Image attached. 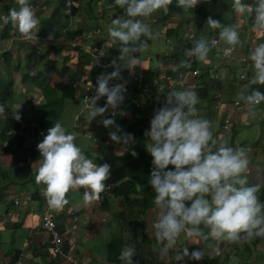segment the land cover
I'll use <instances>...</instances> for the list:
<instances>
[{
    "label": "crops",
    "instance_id": "obj_1",
    "mask_svg": "<svg viewBox=\"0 0 264 264\" xmlns=\"http://www.w3.org/2000/svg\"><path fill=\"white\" fill-rule=\"evenodd\" d=\"M64 1L65 0H32L29 2L26 0L28 5L29 3L39 2L40 6L38 5L36 8L29 6L39 23L28 35H24L15 40L13 39L12 41L11 39H1L3 51L9 49V52H11V65H18L20 67L17 74H20L23 70H29L30 73L45 77L52 85H58L61 90L67 92L70 88L69 85L66 84V81L70 75H74L76 76V82L73 84L72 88L75 90V99H77L76 92L78 88H82L81 82H84V78L95 71L88 55L81 53L82 51L79 52L77 50L78 48L73 49L68 45L71 44L73 40L80 39L86 42H92L94 40L93 46L99 53L100 60L116 62L119 64L120 69L124 71L144 72L147 77L145 86L146 88L149 87L151 90L153 89L151 87V82L154 78H163L162 74H165L166 77L174 76L177 70L190 71L197 66L200 69L198 75L196 78L188 76L187 84L182 90L194 91L196 95L199 93L197 91L200 90L201 95L197 96L198 102L196 104L213 100L214 106L209 109V116L211 114L213 115L215 111L218 113L215 118L213 116L210 117L214 119V121L210 122V124L213 125V129H216L221 121L225 117H228L231 128L228 138H232L237 147H245L242 143L246 142V145L257 148L256 154L247 158V167L254 168L255 166L258 168L256 171L261 174L263 190L259 194L256 193V195L258 200L264 203V200L261 198L264 194V167L256 165V163L259 162L264 166V148L260 145L261 120L263 118L260 117V113H264V108L256 105L238 109L233 106L235 101H241L243 99L242 95L245 96L244 92L250 87L244 90L238 99H235L233 103H229V105L224 108L220 106L217 108L215 98H219V95L216 94L215 96V94L210 92L214 86V81H216L212 79L211 74L213 71H217L216 68L218 65L225 66L231 73H234L236 78H234V80L237 82L239 81L237 80V75L239 73H247L245 80L249 79V70L250 66L253 68V62L249 59V53L251 51H249L248 47L251 45L254 49L258 45L264 44V36L258 33L260 27L255 26L254 23V13L251 15H240L232 8L231 11L225 10L222 15H219V5L217 3L210 2V8L208 2L202 1H199L192 8V10L196 9L200 3L207 4L208 6L205 11L210 13L207 18L211 17L218 20L222 26L232 25L237 31L239 42L236 45H232L235 49L232 51L231 57L228 59H221V50L230 47V45H227L219 37V28H208L206 22L207 18L201 22L202 26L197 24L196 27L197 20L195 19L197 17L194 18V16H192L184 19L177 11L165 13L163 12L165 11L164 8H159L162 14L159 20L160 22L153 23L151 21L152 25L150 26L151 28L149 27V30L152 35L150 37L142 35L140 40L137 41V44H139L140 41H144L145 47L138 48L135 52L131 53L134 59L131 61L132 67L128 68L122 66L124 62L119 59L118 48L111 44V40L107 33V27L111 24L112 19L115 18L113 17L115 15L111 12L114 9H110L107 6L108 3H111V0H73V12L70 11L71 9L68 10L64 7ZM15 3L16 9H18L19 5L17 0H15ZM249 3L252 4L253 1L249 0ZM115 8H117V6H115ZM167 11L168 9L166 8V12ZM0 16H3L1 10ZM191 22L192 25H189ZM156 24L158 28L157 31L154 30V25ZM91 25H95L99 28L101 33L97 34L95 39L94 34L88 36V32L95 28L94 26L90 28L89 26ZM1 27L2 24H0V29ZM199 28L203 29L204 35L200 33ZM17 31L18 29L15 26L13 33ZM192 31H194L196 38L188 39L187 35ZM72 34H75V38H70ZM155 36H160L162 40L165 38V43L163 52H161L162 54H154L157 62L156 65L151 68L149 65L150 59L151 56H154L151 55V53L153 49L157 50L160 48L159 44L155 47L151 46L150 39ZM212 38H217L219 44L212 45ZM196 39H203L208 44L209 50L204 60H198L196 64L189 65L187 56L190 52L189 50L193 46V41ZM78 53L82 54V58H79ZM160 63L162 64L160 66L161 68L159 67ZM209 68H212L211 71ZM80 69H82L83 74L76 75V71ZM97 72L106 74L105 71ZM253 73L255 74L254 68ZM253 83H255V81H253L252 84ZM128 84L132 85L130 81H128ZM252 84L250 86H252ZM15 87L19 93H25V100L27 102L33 101V98L36 99V94L33 91H36L38 88L34 85L15 83L14 88ZM19 89H21V91H19ZM203 89H205L208 94H204ZM132 92L139 100V96H145L143 93H146L144 89L142 93L137 92L136 89H133ZM149 96L148 94L145 96L147 99H145V101L140 100L139 112L143 116L152 117L154 110L163 105L165 96L162 97L159 95L155 97L154 100H149ZM75 99H66V101ZM77 101L79 100L77 99ZM194 106L197 107L196 105ZM107 111H105L107 113L105 117L102 114L103 118L111 117L115 125H118L116 121L124 117V115L118 116ZM202 113V109L196 108L194 115ZM114 116H116V118H114ZM204 117L203 118L206 119L207 116L205 115ZM127 118L130 119L131 117ZM19 121L21 120L19 119ZM256 123L260 125L259 129L257 128L259 130L258 135L255 134ZM83 124L81 130L91 132L94 139L92 140L90 138V140H88L89 138L81 136V140L75 139L74 143L77 144L82 152L87 151L85 152V156L89 152L96 153L93 157L87 155V158L95 162L94 159L102 158L103 156L110 158L111 156L123 157L125 155L127 152L125 145L128 143L129 136L126 135V143H117L110 140L108 133L116 129L114 126L105 128L101 123V117H96L91 121L85 119ZM34 125L33 123L31 127L33 130ZM71 126L72 119L69 120L66 131H70ZM242 127L248 129L252 127L253 131L251 129L252 134L250 137H245L244 134H241ZM24 132H26V130ZM24 132L23 135L25 136V140L21 145L22 148H19L18 152L17 149L13 151V155L11 153H2L4 147L7 146L5 142H3V145H0V180L3 181L0 190L1 253H5L6 255L10 251L9 249L14 247L21 251L19 257L21 264H69L65 262L62 257L55 256L51 252L49 236L42 228L43 214L48 212L56 220L57 229L64 234V251L69 249L73 250L77 257L86 264H121L111 262L107 259L108 247L111 237L113 236V227L108 225L106 215L108 212L111 213L114 208L112 204L105 207L101 201L102 199L104 200L112 197L109 196L108 192H104L98 194V197H91L85 200L84 192L86 190L90 192L91 190L87 189L86 186H75L69 188L65 193V204L59 208L50 207L45 192L46 186L42 182H37L32 173V167H38L41 163L40 159L42 157L37 149V144L43 139L45 131H42V133L38 135L33 133L28 135ZM117 134L121 135L119 132ZM219 138L220 136L218 135V140H220ZM93 143H96V146H93ZM14 147L15 145L10 146V150H14ZM262 153L263 155H261ZM13 156L16 157L12 158ZM5 185L8 187L10 185H15L16 189L12 188L10 192ZM14 199H16L17 202H15ZM262 211H264V209H262ZM159 214L160 209L155 206L153 209L147 210L144 215L145 233H150L152 237L155 236L152 231L154 229L153 224L158 220ZM74 216L77 218L75 221L76 227L72 228L71 223ZM192 227L191 225H187L176 237V244L174 243L170 246L163 255H161L160 251L163 242L154 240L152 249L156 251V254L148 256L145 259V264H178L181 261H177V254L183 253L184 248L188 249L189 254L193 250L199 249L202 253L199 260H189L187 257H184L182 261L185 264H205V260L214 255H227L226 253L221 254L220 250H217L218 248L214 246V244L217 243L205 242V238L204 240L201 239L203 243L200 246V236H202V233L204 235V231H206L205 234L208 235V228L204 225H198L196 227L199 231L194 233L190 231ZM25 239L29 242L26 247H23L22 243ZM220 243L224 244L226 242L221 241ZM212 244L216 250H213ZM240 249H244V247ZM8 258L9 255L5 258L6 260L4 262L0 260V264H5ZM228 258L231 260L230 264H237L230 254ZM262 264H264V262Z\"/></svg>",
    "mask_w": 264,
    "mask_h": 264
},
{
    "label": "clouds",
    "instance_id": "obj_2",
    "mask_svg": "<svg viewBox=\"0 0 264 264\" xmlns=\"http://www.w3.org/2000/svg\"><path fill=\"white\" fill-rule=\"evenodd\" d=\"M170 2L171 0H117L128 18H113L107 27V33L111 44L119 47V59L124 62L123 67L131 68V61L134 59L131 53L145 47L144 41L137 44L140 37L152 35L146 24L134 18L148 16L158 8L166 10ZM198 2L199 0H176V4L182 8H193ZM17 3L18 9H10L6 17L0 16V24L11 21L18 29L17 32H12L11 41L19 37L13 38L15 34H28L39 23L30 8L38 7L39 2L28 5L26 0H17ZM111 3L113 8L108 6L110 3L107 6L114 9L115 4ZM232 8L240 15L254 13L255 26L264 28V0H255L254 4L232 0ZM206 22L208 28L220 29L219 37L227 45L239 42L238 33L232 25L222 26L211 17ZM93 26L95 28L92 31L99 29L95 25L89 27ZM93 34L96 37L101 33L99 30ZM90 43L93 44V41ZM208 50L209 46L203 39H196L189 51L196 59L204 60ZM224 51L228 53L231 49L226 48ZM249 59L255 70L254 81L264 84V44L255 47L249 53ZM117 76L118 69L97 77L95 95L87 98V112L81 114L80 120L83 127L85 119L91 121L101 117L105 128L114 126L116 129L108 133L110 140L126 143V135L117 134L119 126L115 125L114 120L102 116L106 109L113 113L109 108L115 109L124 99L123 84L109 87V80ZM101 97H105L106 102L103 106H98L96 101ZM242 98L249 104H259L264 102V92L253 89L247 96L242 95ZM79 102L81 110L80 99ZM197 102L198 97L194 91L169 90L163 105L154 110L149 128L144 133L148 138L145 148L153 165L148 183L154 192L153 204L160 209L153 228L157 242H163L161 255L175 243L176 237L187 225L193 226L190 231L195 233L199 231L196 226L203 224L208 228V235L213 238L235 239L241 232L249 237L264 235V203L256 195L259 185H247L246 177L241 175L248 163L244 149L221 143L214 151L210 150V121L194 115V105ZM16 119H20V116L17 115ZM75 139V133L66 131L60 122H55L37 144L42 158L35 180L46 186L47 202L52 208H59L66 203L65 193L71 187L86 186L90 189V192H84L85 200L98 197L105 189L103 181L109 175V165H98L87 158L74 143ZM131 155L135 156L136 153L133 151ZM169 165L172 167L169 168ZM133 256L134 248L131 246L123 248L119 253V259L124 264H133ZM201 256L200 249L189 254L188 249L184 248L183 253L177 254V261L183 262L184 257L199 260Z\"/></svg>",
    "mask_w": 264,
    "mask_h": 264
},
{
    "label": "trees",
    "instance_id": "obj_3",
    "mask_svg": "<svg viewBox=\"0 0 264 264\" xmlns=\"http://www.w3.org/2000/svg\"><path fill=\"white\" fill-rule=\"evenodd\" d=\"M209 1L218 3V0ZM252 1V4H254L255 0ZM167 6L168 11H163L165 13L172 11L178 12L180 10V6L176 4V0H171V2ZM207 6V4L200 3V5L196 9H193L195 14L194 18L197 17L195 20H199L200 22H202L207 18V16L210 15L208 11H205ZM13 8H16L15 0H9L8 2L4 3L1 9L3 16L6 17L9 13V10ZM68 10L73 12L72 4ZM14 27L15 25L11 21H9V23L7 24H2V27L0 29V38L2 40L10 39L13 35L12 32ZM74 35L75 34H72L70 38L74 37ZM77 50L81 52L80 49ZM81 53H78L79 58H82ZM0 56L1 60L3 59L5 63V65L3 63H0V65H3V67L5 68L7 67V71L9 73L8 76L0 73V145H3V142H5L7 146L4 147L2 153H11L13 155V151L22 148L21 145L25 140L23 132L26 130V126L22 124V121L16 119L15 111L12 110L9 103L11 101V98L14 96V84L16 82V79H18L22 84L34 85L39 89V92L41 93L42 98H40V101L37 102V104L39 105V109H37V111L40 115L38 124L41 130L36 125H34V130L32 129V133L38 135L42 131L46 132L49 126L55 123L57 119H59L63 111L64 100L66 101V98L75 99V90H73L72 87L76 82V76L70 75L68 77L66 84L69 85L70 90L68 92L63 91L61 89H56L54 85H51L50 82L45 79V77L34 75L29 71L23 70L20 74H17V71L19 72L20 67L18 65H11V52H9L8 50L2 52ZM211 69L212 68H209L210 71ZM81 74H83L82 69L76 71V75ZM142 74L144 75V80H146L147 82L146 74L144 72H142ZM87 78H89V75L86 77V79ZM217 78L218 76L212 79L217 80ZM245 78L242 80L237 78V80L242 82L243 80H245ZM133 87L134 86L129 85L131 91L129 90L128 98L129 100H137L139 103L140 100L136 97V95L133 94V89H136L137 92L141 93L144 89L145 92L150 95L149 100H154V98L158 97L159 95L162 97H166L167 95H164L163 92H161V95L160 90H157L156 87L153 86L152 82L151 87L154 90H151L149 87L142 89ZM253 89L264 92V84H258L256 82L253 83L252 86H250V88L244 92V95L247 96ZM197 92H199L197 93V96H200V90ZM146 93L143 94L147 96ZM203 93L208 94L205 89H203ZM77 99L79 100L80 97H78ZM243 100L244 99H242L241 101ZM139 110L140 105L136 107L131 102H127L125 104V112H123L122 114H117L118 116L124 115L121 120L116 121V123L120 127L119 133L121 135L124 134L129 136L128 143L125 145V148L127 150L125 155L123 157L111 156L110 158H106L103 156L102 158L94 159L95 163H97L98 165L103 163H107L109 165V175L103 181V183L105 184V189L101 193L108 192L109 196H111L113 199V203L119 199H122V202L124 203L123 208L125 207V213H122L121 211V218H123L122 223L120 225V228L113 232L107 254V259L109 261L121 264H124V262L119 259V253L123 248L127 246H131L134 248V256L132 257L133 264H145V259L148 256H153L154 254H156V251L152 250L150 246L153 237L150 234H146L144 230L145 212L146 210L155 207V205L153 204L154 192L152 191V188L148 183L149 175L153 168V165L151 164L152 158L146 151L145 144L147 143L148 138L144 135L145 131L149 128V121L151 117L143 116L139 112ZM127 117L131 118L128 119ZM28 120L29 119L27 118V121ZM27 123L29 124V121ZM72 129H75L73 127V121L70 132L72 131ZM219 139L220 140L210 145V150L214 151L215 148L218 147L221 143L233 148L237 147L232 138L226 137L223 139ZM12 145H15L14 150H10V146ZM133 151L136 153L135 156L131 155V152ZM15 157L13 156L12 158ZM262 196L263 197L261 198L262 200H264V194ZM107 200L108 199H102L101 203H106ZM256 239L257 241H259V236H257ZM255 241L254 243H256ZM50 249L52 252V248ZM9 250L10 251L5 255H9L8 261L5 264H15L19 260L21 251L14 247ZM205 264H230V261L228 255L224 256V254H217L211 258H207L205 260Z\"/></svg>",
    "mask_w": 264,
    "mask_h": 264
},
{
    "label": "rangeland",
    "instance_id": "obj_4",
    "mask_svg": "<svg viewBox=\"0 0 264 264\" xmlns=\"http://www.w3.org/2000/svg\"><path fill=\"white\" fill-rule=\"evenodd\" d=\"M8 1L9 0H0V10L2 9V5L4 3L8 2ZM199 1L200 2L201 1L202 2H208L209 5H210V8H211V3H212L211 1H209V0H199ZM111 2H113L115 4V6H117V8H114V10L111 11L112 14L115 15L113 17H115V18L116 17H120L122 19H127L128 17L126 16V14L124 12V8L119 3H117V0H111ZM217 2H218L217 4L219 5V15H222L225 12V10H228V11L232 10V0H218ZM243 2L251 4V3H249V0H243ZM180 8L181 9L178 12L184 19H186L188 17H192V16L195 17V14L193 12L194 10H192L191 7L190 8H182V7H180ZM161 17H162V14L160 13V9L158 8V9H155L148 16L136 17L134 19H140L141 22L144 23V24H145V20H146V25L149 28L152 25V22L153 23L160 22L159 20H160ZM197 24L202 26V24H201V22L199 20L196 23V27H197ZM157 29L158 28H157V24H156V25H154V30L157 31ZM199 30H200V33L202 35L205 34L203 32V29L199 28ZM146 37H149V36H146ZM94 39H95V37H94ZM69 40H71V39H69ZM150 43H151V46H153V47L157 46L158 44L160 45L159 49H157V50L153 49L151 55H154L155 53L162 54L161 52H163L165 38L162 40V38L160 36H155V37L150 39ZM68 45L70 46V44H68ZM114 46H116L118 48V51H119V47L117 45H114ZM3 50L4 49H2V42H1V38H0V54H1V52ZM71 51H73V50H71ZM97 55L100 57L98 52H97ZM20 60H22V59H20ZM156 62H157L156 61V56L155 55L151 56L150 64H149L150 67L151 68L154 67L156 65ZM0 63H3L5 65L3 59L0 60ZM22 63H24V62H22ZM22 63H20V64H22ZM0 69H1L0 73H3L4 75H7V76L9 75V73L7 71V67L5 68L2 65V66H0ZM216 70L217 71H214V72L218 73V77L219 78H218V80L214 81V86L212 87V90L210 92L215 94V96H216V94L219 95V98H215V100L217 102V104H216L217 108L219 106L224 108V107L228 106L229 103H233V101L235 99H238L240 97V94L244 90H247L250 87V85L252 84V82L254 81V75L255 74L253 73V68L251 66H250V70H249L250 77H249V79L245 80L244 82L235 81L234 80V78H235L234 73H231L230 70L227 69V67H225V66L218 65ZM27 71H29V70H27ZM135 72H138V71H135ZM0 83H1V80H0ZM15 83L16 84H18V83L22 84L18 79H16ZM131 83L133 84V82H131ZM143 86H145V80H144V82L142 84V87ZM54 87L56 89H60L59 86H54ZM144 88H146V86ZM78 89L79 90L76 93L77 94V98L79 97V92H81V93L84 92V87L78 88ZM19 91H21V89H19ZM33 92L36 94V99L33 98V101L27 102L25 100V93H23V94L19 93L18 90L15 87L14 88V96L11 98V101L9 102L12 110L15 111V117L17 115H19L20 116V120L22 121V124H24L26 126V134H28V135H31V133H32L31 127H32L33 123L36 126H38L39 129H40V126L38 124L39 123L38 119H39L40 115L38 114L39 112L37 111V109H39V105L37 104L36 101L39 102L40 98H42V97H41V93L39 92V89H37L36 91H33ZM139 98H140V100H143V101H145V99H146L145 96H139ZM66 99L69 100V98H66ZM235 102L233 103V106H235L236 108L240 109L241 107H243V106L235 105ZM97 105L98 106H103L102 103H99ZM196 106L197 107H195V106L194 107L198 108V109H202V112H203L202 114H199V115L195 114V116H197V117L203 118L206 115L207 116L206 119H208L211 122V121H214V119H212L210 117L213 116L215 118L218 115V113L215 111L213 113V115L211 114L209 116V114H210L209 113V109L213 108V106H214L213 100H211L209 102H205L204 101V102L198 103V104H196ZM79 111H80V102L77 101V99L66 101V102L64 100L63 111H62L59 119L56 120V122H60L62 124V126H64L65 129L67 130L69 120H71V119H72V121L79 120V119H77V115L79 114ZM106 111H107V109H106ZM86 112H87V109L82 111L81 114H84ZM107 112H109V110ZM106 115H107L106 112L103 113L104 117ZM30 117H32V118H30ZM27 118L29 119L28 120L29 124L27 123L28 122ZM114 118H116V116H114ZM51 126L52 125H50L49 127H51ZM259 126L260 125H258V123H256V129H255L256 132H255V134H257V135L259 133V130H258ZM218 128H219V126L216 129H213V125L210 124L211 138H210V140L208 142V148L209 149H210V145L212 143L218 141V135H219ZM251 129H252V127H251ZM251 129L242 127L241 134H244L245 137H250L251 134H252ZM217 131H218V134H217ZM252 131H253V129H252ZM77 134L78 135L76 136L77 137L76 140H78V139L81 140V136H83L85 138H89L88 140H90V138L92 140L94 139L93 134L91 132H89V131H82L81 133L78 132ZM245 143H242V144L245 145V147H241V148L244 149L245 154H246V158H250V157H252L253 154L254 155L256 154L257 148H254V147H252L250 145H246ZM93 146H96V143H93ZM17 152H18V149H17ZM85 152H87V151L83 152L84 155H85ZM95 154H96L95 152L94 153H90L89 152L87 155L93 157V156H95ZM261 155H263V153ZM256 165L259 166V167H264L262 165V163H259V162H257ZM38 167H32V173H33L34 177L37 174ZM168 167L170 168L172 166L169 165ZM257 169L258 168L255 167V166H254V168L246 167L245 171L241 175L246 177L247 185H259V189L257 191V193L259 194V193L262 192L263 188H262L261 174L258 171H256ZM1 184H3V181L0 180V190H1V187H2ZM5 186H7V185H5ZM12 188L16 189V186L15 185H10L8 187L10 192H11ZM107 199H108L107 200L108 203L107 202L103 203L105 205V207H106V205H109V204L112 203V207L114 209L111 211V213L108 212V214L106 215V220H107L108 225L113 227L112 228L113 229L112 232H115L118 228H120V225H121L122 219H123V218H121V215H122V213H125V210H124L125 207L123 208L124 203L122 202V199L117 200L114 203H113V199L112 198H107ZM133 206H134V203H133ZM151 209H153V207L148 209V210H151ZM121 211H122V213H121ZM146 212H147V210H146ZM98 220H100V219H98ZM110 221H111V223H110ZM201 225H203V224H201ZM152 231H153V234H155V230L153 229ZM205 232L206 231H204V235L202 233V236H200V240H199L200 246L203 243L202 240H204V238H205L206 239V240H204L205 242L208 241V242H212V243L213 242L217 243V244H214V246L216 248H218L217 250H220L221 254H223V253H226L227 255L230 254L237 264H262L264 262V236L263 235H260L259 236V241H257V239H256L257 236L249 237L245 233L241 232V233L238 234L237 238H235V239L224 238L225 239L224 240L223 237H221V239H222L221 240L219 238H213V237L205 234ZM218 239H219L220 242L221 241H225L226 243L221 244L218 241ZM154 240H156L155 236L152 239V243H153ZM254 241L256 243H254ZM152 243L150 244L151 249H152ZM15 244H16V239H15ZM175 244H176V241H175ZM208 245H206V246H208ZM261 245H263V246H261ZM214 246L212 244L213 250L214 249L216 250V248ZM242 247H244V249H240ZM224 256H225V254H224ZM6 257H5V253H1V251H0V260L4 262L6 260L5 259ZM229 261L231 263V260H229Z\"/></svg>",
    "mask_w": 264,
    "mask_h": 264
},
{
    "label": "built area",
    "instance_id": "obj_5",
    "mask_svg": "<svg viewBox=\"0 0 264 264\" xmlns=\"http://www.w3.org/2000/svg\"><path fill=\"white\" fill-rule=\"evenodd\" d=\"M71 4H72V0H65V2H64L66 9H69ZM108 6L110 8H113L114 5L112 3H110ZM94 32L98 33L99 29H95L94 31H89L88 36L92 35ZM258 33L260 35L264 36V28H259ZM24 35H28V34H22L19 32V33L15 34L13 38H16L18 36L19 37L24 36ZM187 37L189 39H194L195 35L193 32H191V33H188ZM211 43L213 45H218L219 40L217 38H212ZM70 46L72 48H78V49H80V51H83L84 53H87L88 55H90V59L92 61V67L95 68V71L91 75L89 74V78H87V79L84 78L85 82L82 84L83 85L82 87H84V92H82V93L79 92L80 100L82 103V109L80 110L79 114L77 115V119H79V120H74L73 127L75 129L74 130L72 129L71 132L75 133L76 136L78 135L77 134L78 132H80V133L82 132V130H81L82 121L80 120L81 111L86 110L85 104L87 103V98L88 97L91 98L92 96L95 95V86H96L97 77L100 76L101 74H103V73H98L97 71H105L106 74H108V73L112 72L113 70L118 69V76L109 80V87L114 86L116 84H123L124 90L122 92V95L124 96V99L122 102H120L117 105V107L115 109L109 108L113 113L122 114L123 112H125V104L127 102H131L136 107H138L140 105V103L137 100H132V99L129 100V98H128V94H129L128 81L133 82V84L136 87H142V84L144 82V75L142 74L141 71H138V72L124 71V70L120 69L119 64H117L116 62L113 63L112 61H108V60L101 61L97 55L95 48L93 47V44L90 42H85V41H82L81 39L80 40H73L72 43L70 44ZM228 48L231 49V51H229L228 53H225V51H224V49H226V48L221 50V53H220L221 59H228L229 57H231L232 51L235 48H234V46H230ZM248 48H249V51L253 50V47L251 45H249ZM197 61H198V59H196L195 56H193L189 52V54L187 56L188 64L194 65V64H196ZM161 65L162 64L160 63L159 67ZM199 71H200V69L197 66H195L190 71L177 70L175 72L174 76L166 77L165 74H162L163 78L153 79L152 84L154 87H156L157 90H160V92H163L164 95H166L169 90H182L187 84V77L191 76L193 78H196ZM217 76L218 75L215 72L211 74L212 78H216ZM237 76L240 80H242L246 77L244 72L239 73ZM105 102H106V98L101 97L99 100L96 101V104L102 103L104 105ZM235 105L243 106V107H252V106L258 105V106H262L264 108V102H261L259 104H249L245 100L236 101ZM260 117H263L261 120V143H260V145L264 148V113H260ZM230 130H231L230 120L228 117H225L222 120V123L219 127V130H218L220 138H222V139L226 138V137L228 138V134H229ZM14 201L17 202L16 199H14ZM76 219L77 218L75 216L72 218V223H71L72 228L76 227V224H75ZM42 228L45 231V233L48 234L49 239H50L52 252L56 256L62 257L64 259V261L69 263V264H86L79 257H77V255L75 254V252L73 250L69 249L67 251H64V249H63V247H64V241H63L64 240V234L58 231L56 220L48 212L43 214ZM27 245H28V241L25 239L23 242V246L26 247ZM15 264H21L20 260H18ZM178 264H184V263L179 262Z\"/></svg>",
    "mask_w": 264,
    "mask_h": 264
},
{
    "label": "bare ground",
    "instance_id": "obj_6",
    "mask_svg": "<svg viewBox=\"0 0 264 264\" xmlns=\"http://www.w3.org/2000/svg\"><path fill=\"white\" fill-rule=\"evenodd\" d=\"M59 231V230H58ZM60 232V231H59ZM65 244V243H64ZM64 249V248H63Z\"/></svg>",
    "mask_w": 264,
    "mask_h": 264
}]
</instances>
